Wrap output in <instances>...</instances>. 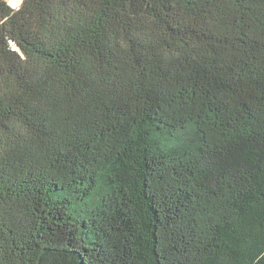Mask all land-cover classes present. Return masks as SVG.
Segmentation results:
<instances>
[{"label":"trees","instance_id":"obj_1","mask_svg":"<svg viewBox=\"0 0 264 264\" xmlns=\"http://www.w3.org/2000/svg\"><path fill=\"white\" fill-rule=\"evenodd\" d=\"M0 264H264V0H0Z\"/></svg>","mask_w":264,"mask_h":264},{"label":"rangeland","instance_id":"obj_2","mask_svg":"<svg viewBox=\"0 0 264 264\" xmlns=\"http://www.w3.org/2000/svg\"><path fill=\"white\" fill-rule=\"evenodd\" d=\"M14 5H20L24 0H7Z\"/></svg>","mask_w":264,"mask_h":264},{"label":"built area","instance_id":"obj_3","mask_svg":"<svg viewBox=\"0 0 264 264\" xmlns=\"http://www.w3.org/2000/svg\"><path fill=\"white\" fill-rule=\"evenodd\" d=\"M12 4V3H11ZM14 5V4H13ZM16 6V5H15Z\"/></svg>","mask_w":264,"mask_h":264}]
</instances>
